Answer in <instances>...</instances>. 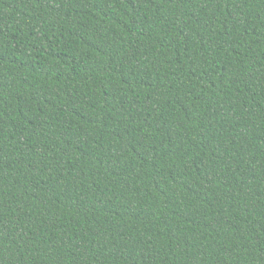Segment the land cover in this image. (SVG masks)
Wrapping results in <instances>:
<instances>
[{"label": "trees", "instance_id": "obj_1", "mask_svg": "<svg viewBox=\"0 0 264 264\" xmlns=\"http://www.w3.org/2000/svg\"><path fill=\"white\" fill-rule=\"evenodd\" d=\"M0 264H264V0H0Z\"/></svg>", "mask_w": 264, "mask_h": 264}]
</instances>
